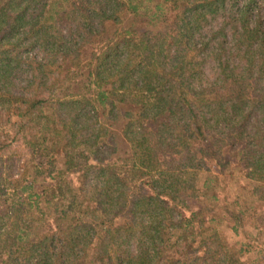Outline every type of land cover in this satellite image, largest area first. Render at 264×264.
I'll return each mask as SVG.
<instances>
[{"label": "trees", "instance_id": "obj_1", "mask_svg": "<svg viewBox=\"0 0 264 264\" xmlns=\"http://www.w3.org/2000/svg\"><path fill=\"white\" fill-rule=\"evenodd\" d=\"M251 253L264 0H0V264Z\"/></svg>", "mask_w": 264, "mask_h": 264}, {"label": "rangeland", "instance_id": "obj_2", "mask_svg": "<svg viewBox=\"0 0 264 264\" xmlns=\"http://www.w3.org/2000/svg\"><path fill=\"white\" fill-rule=\"evenodd\" d=\"M238 189V185L237 184H232L230 186V190L233 191H237ZM244 196H247V194L245 193ZM250 232H255L251 226H248L247 228ZM242 231L240 232V234H235L234 232H232L231 230L229 231H224V237H226L227 241L231 244H241V242H247V239L245 236H247L245 234V232L248 234L249 231ZM254 233H252L251 235H253ZM244 264H264V257L261 256H257V254L255 253H251L247 258H245L244 260Z\"/></svg>", "mask_w": 264, "mask_h": 264}]
</instances>
